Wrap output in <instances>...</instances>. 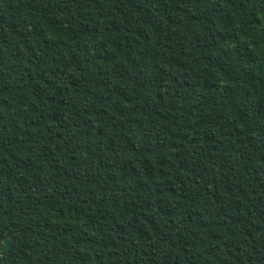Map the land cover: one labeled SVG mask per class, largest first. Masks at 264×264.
<instances>
[{
    "label": "trees",
    "instance_id": "trees-1",
    "mask_svg": "<svg viewBox=\"0 0 264 264\" xmlns=\"http://www.w3.org/2000/svg\"><path fill=\"white\" fill-rule=\"evenodd\" d=\"M0 264H264V0H0Z\"/></svg>",
    "mask_w": 264,
    "mask_h": 264
}]
</instances>
